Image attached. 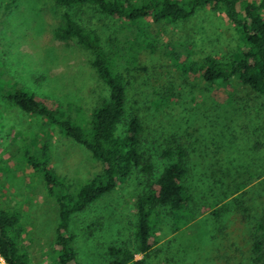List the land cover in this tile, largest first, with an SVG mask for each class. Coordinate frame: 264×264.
I'll return each instance as SVG.
<instances>
[{
    "label": "rangeland",
    "instance_id": "obj_1",
    "mask_svg": "<svg viewBox=\"0 0 264 264\" xmlns=\"http://www.w3.org/2000/svg\"><path fill=\"white\" fill-rule=\"evenodd\" d=\"M64 12L95 30L109 54V39L117 37L122 22L91 5L0 0V210L19 216L17 241L31 264H58L53 247L58 205L28 159L41 158L46 144L70 192L101 171L89 151L55 126L2 100L19 87L47 104L71 101L80 109L83 126L92 108L108 96L90 64L92 53L53 36ZM137 39L134 51L118 62L127 87L125 115L115 135L123 136L127 119L137 116L139 148L152 169L133 172L71 217L76 264H108L110 247L135 248L134 198L176 158L177 146L186 154L187 209L173 219L160 208L158 220L156 215L152 219V247L135 258L142 264H254L258 242V264H264V95L236 80L205 84L199 74L184 73L178 65L195 70L205 55L228 61L238 40L234 26L221 11L206 7L176 22L143 20ZM165 150L174 151L173 157L162 156ZM187 217L191 220L183 226Z\"/></svg>",
    "mask_w": 264,
    "mask_h": 264
},
{
    "label": "trees",
    "instance_id": "obj_2",
    "mask_svg": "<svg viewBox=\"0 0 264 264\" xmlns=\"http://www.w3.org/2000/svg\"><path fill=\"white\" fill-rule=\"evenodd\" d=\"M60 7L91 5L99 13L122 22L117 37L111 42L109 54L101 46L95 30L86 28L67 12L62 14L61 23L54 27L53 36L65 44H75L92 53L91 66L107 86L108 96L92 108L84 125H81L80 109L73 102L48 104L33 93L15 88L4 94L3 101L16 106L22 112L40 117L59 133L72 139L90 152L101 164V171L70 192L65 178L57 174L47 151L40 148L41 158L28 159L31 169L39 173L48 194L58 205V222L53 247L58 251V264H76V253L69 235V222L73 215L82 212L104 194L123 183L133 172H150L151 165L144 161L139 148L141 123L131 115L125 123L123 136H116L118 124L125 115L126 79L119 71L121 57L134 51L142 33V21L153 23L176 22L190 18L198 9L210 8L221 11L234 26L238 34L236 51L228 61L205 55L194 68L190 64H178L180 69L199 74L205 84H227L236 80L252 92L264 95V0H52ZM6 7L9 4L5 5ZM119 37V40H118ZM137 39V40H136ZM144 47L153 48L147 41ZM173 55V54H170ZM114 57V58H113ZM181 58V56H180ZM130 59L126 57V62ZM73 109L77 116L73 119ZM174 151L165 150L162 156L173 157ZM185 152L176 147V158L166 164L154 181L147 184L134 198L135 229L134 249L110 247L108 264H142L143 258L152 247L151 239L156 233V221L160 208L180 218L187 209L189 195L184 181L188 175ZM51 164V165H50ZM158 220V216H157ZM190 217L185 219V226ZM19 216L0 210V257L5 264H31L29 253L17 241ZM254 264L261 261L260 244H253Z\"/></svg>",
    "mask_w": 264,
    "mask_h": 264
},
{
    "label": "built area",
    "instance_id": "obj_3",
    "mask_svg": "<svg viewBox=\"0 0 264 264\" xmlns=\"http://www.w3.org/2000/svg\"><path fill=\"white\" fill-rule=\"evenodd\" d=\"M0 264H5L4 261L0 257Z\"/></svg>",
    "mask_w": 264,
    "mask_h": 264
}]
</instances>
